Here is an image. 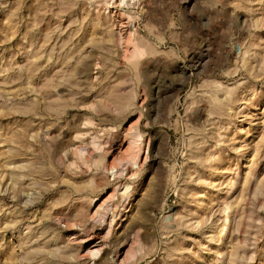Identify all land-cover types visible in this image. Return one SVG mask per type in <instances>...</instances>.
<instances>
[{
  "label": "rangeland",
  "instance_id": "rangeland-1",
  "mask_svg": "<svg viewBox=\"0 0 264 264\" xmlns=\"http://www.w3.org/2000/svg\"><path fill=\"white\" fill-rule=\"evenodd\" d=\"M0 264H264V0H0Z\"/></svg>",
  "mask_w": 264,
  "mask_h": 264
}]
</instances>
